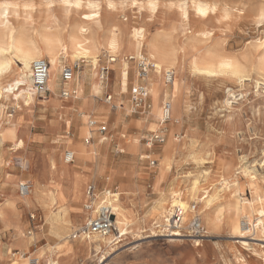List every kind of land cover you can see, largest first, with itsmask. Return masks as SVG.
I'll return each mask as SVG.
<instances>
[{"label":"rangeland","instance_id":"rangeland-1","mask_svg":"<svg viewBox=\"0 0 264 264\" xmlns=\"http://www.w3.org/2000/svg\"><path fill=\"white\" fill-rule=\"evenodd\" d=\"M48 1L50 0H0V5L12 2L20 6L32 4L39 8ZM113 1L123 7L117 20L123 21L125 15V18H129L130 26L146 27L147 40L143 52L144 60L127 61L125 82L121 81L122 58L110 62L109 54L104 49L100 53L98 72L101 77L102 69H105V81L100 92L93 95L92 99L105 106V110L101 114H91V117L105 122L108 127L104 134L107 139L102 144L103 137L96 138L90 145L84 144L83 137L97 136V132L90 126V119L86 124L83 121V115L89 111L84 110L81 107L82 101H79L70 113L62 112L51 105L45 109L40 106L33 107L30 110V119L22 117L19 136L23 140V146L17 149L14 140L7 136L6 130L10 127L8 116L14 114L16 117L19 111L11 98L4 97L0 102V212L4 211L0 218V264H13L17 260H24L18 258L19 253L24 254L25 258L40 256L41 264H49L50 248L57 249L67 236V240L74 244V253L61 252L59 255H72L68 264H101L100 256L107 249L104 248L96 255L81 251L76 244L82 235L79 230L89 221L90 215L77 214L75 211L83 209L85 205H74L71 210L65 211L69 204L60 207V203L52 204L49 201L47 189L52 181L49 177V159L52 152L65 154L78 144L87 147L97 145L96 149L101 151L107 164L102 175L96 174L93 172L95 166L90 167L88 162L75 154L74 160L68 166L72 171L75 168L83 177L89 178L85 188L93 184L98 192L106 187H120L117 190L119 191L133 183L138 185L139 189L134 196L137 207L133 210L140 219L162 192L169 193L177 179L185 186L189 180L199 178L209 193L218 190L221 195L216 203L208 207L191 202L192 206H196L197 212L187 223L182 224L179 231L184 236H167L171 233L170 229H173L164 224L158 226L162 223L140 222L131 228L132 234L122 237L109 254H106L107 259L103 264H264V228L258 226L256 213L252 214L249 226L242 228L239 233L227 224V213L235 207L238 200L255 198L251 193L252 181L245 174L238 173L242 167L247 166L256 176L254 189L256 194L264 197V66L260 67L258 64L264 55V21L257 16V11L264 7V0H136L144 5L141 10L133 7L132 1L135 0ZM149 1L157 3L154 13L146 7ZM198 1L214 5L216 9L201 19L190 8L186 25L180 14V6ZM10 19L16 29H24L34 35L38 24L43 22L37 15L35 20L39 23L30 22L28 14L23 10ZM49 23L52 25L51 21ZM73 23L71 21L68 25L72 26ZM203 29L211 31L212 34L205 39L200 34L196 39L188 37L190 30L201 32ZM156 35L172 38L183 55L176 69L184 74L183 101L186 111L181 123H175L176 127L169 120L166 123L160 122L164 125L159 130L150 131L144 120L152 109V100L148 95L144 113L140 109L134 111L132 93L135 87L147 88L144 83L136 84L135 79L138 76L144 78L148 74V70L144 72L140 65L144 62L147 64V42ZM188 43H195L198 48L188 49ZM208 48L217 54L239 58L250 80L241 81L230 73L214 76L194 73L191 68L193 59ZM257 48L261 52L245 61L244 56ZM86 64L82 60L76 61L75 76ZM65 65L73 66L69 62H65ZM13 67L12 72L2 80L3 85L11 82L22 67L21 61L16 57ZM147 69L151 71L152 66L147 65ZM61 81L65 82L62 77ZM258 82L261 84L258 85ZM165 85L169 89L171 84L166 82ZM121 91L126 93L120 94ZM84 94H90L88 86ZM108 94L112 95V100L106 102ZM58 96L62 105L68 107L69 100L61 92H58ZM37 98L44 99L39 96ZM166 101L171 100L167 98ZM227 101L231 103L228 104ZM64 115L73 118L70 133L66 132L63 124L60 125L58 133L50 132L51 122L61 120ZM83 126L92 133L81 135L80 128ZM172 129L177 148L172 151L171 170L160 178V157L157 155L162 156L161 148L166 144L168 132ZM160 131L164 132V142L147 145L150 138ZM63 136H70L74 144H69V139L66 140ZM133 138L138 140L139 148L129 147ZM151 160H156V165H152ZM107 177H110L111 182ZM21 180L30 184L34 191V203L31 207L22 203L23 195L19 184ZM226 180L230 184L239 180L240 190L233 192V197L229 196V191L222 189V182ZM233 190L234 187L231 186V191ZM9 202H14V206L10 207ZM208 212L220 216L222 226L219 229L209 230L205 225L204 218ZM195 217L200 219L204 228L203 236L193 229L192 222ZM52 218L60 219L69 229L64 234H57L52 227ZM111 234H115V238L119 236L116 227ZM22 239L27 248L21 247ZM196 240L200 241L199 244Z\"/></svg>","mask_w":264,"mask_h":264},{"label":"bare ground","instance_id":"bare-ground-1","mask_svg":"<svg viewBox=\"0 0 264 264\" xmlns=\"http://www.w3.org/2000/svg\"><path fill=\"white\" fill-rule=\"evenodd\" d=\"M68 3L71 7L65 5L63 0H50L43 3L39 8L32 4L20 6L12 2H6L0 5V102L4 97L11 98V101L19 111L16 117L14 114L8 116L10 127L6 130L7 136L14 140L17 149L23 146V140L19 136V125L22 123V117L26 116L27 119H30V110L33 107L40 106L41 109L42 107L45 109L48 105H51L58 110H62V112L70 113L74 111V107H77L79 101H82L81 107L89 111L85 114L83 113V121L85 124L88 123L91 114L103 113L105 106L94 102L92 99V96L98 94L103 86L98 72L102 49L109 54L110 62H115L118 58H122L121 81L123 82L127 80V61L130 59L144 60L143 52L147 40V28L144 26H130L128 23L129 18H125V15H123V21H118L117 18L123 10L122 6H119L113 0H68ZM77 3L80 7H76ZM49 4L53 6L50 8L48 7ZM109 4H112L114 7H108ZM153 4L156 6L155 10L151 7ZM132 5L133 7H138L140 10L144 7L142 3H138L136 0L132 1ZM146 7L149 11L154 13L157 10V3L149 1ZM190 8L193 9L195 15L203 19L211 12L215 11L216 6L201 1L192 3L191 5H181L180 14L186 25L190 14ZM20 10L28 14L30 22H37L35 20L36 15L43 20L42 23L37 22L39 26L35 35L30 34L29 31L24 29H16L12 24L10 19L11 16H14ZM202 11H207L208 14L201 15ZM257 16H259L260 19L264 16V7L257 11ZM87 17H91V19H87ZM50 21L52 25L49 23ZM71 21H74L72 26L68 25ZM199 34L205 39L210 36L212 32L207 29H203L201 32L190 30L188 37L196 39ZM188 44L189 45L186 47L188 49L198 48L195 43ZM178 48L179 46L167 35H156L147 42L146 63L152 66V70L150 71L147 69L148 74L144 78L138 76L135 79V83H144V85L147 86L149 98L152 100V109L148 113V118L146 117L147 119L144 120V123H146L150 131L159 130V128L164 125L160 122H163L164 104L167 98H170L172 104L170 112L171 124H179L184 118L186 111L183 101L184 74L178 72L176 69L183 55L179 52ZM260 52L261 49L257 48L247 53L244 56V60L249 61L252 55H257ZM14 57L21 61L22 67H20L11 82H7L3 85L2 80L5 79L14 68ZM40 57L45 58L50 65L48 88L51 94L44 97L43 100L37 98L34 91L31 71L32 61ZM77 60L86 62V67L80 69L77 75L71 80L62 83L61 71L64 67V63L69 62L74 66ZM258 64L260 67L264 66V55L258 61ZM191 68L194 73L199 75L214 76L220 73H230L241 81L250 80L244 69L243 62L239 58L217 54L209 48L199 57L193 59ZM169 71L173 72V78L171 79V85L168 89L165 84L166 73ZM257 84L259 85L261 83L258 82ZM62 85H64L66 91L70 94V96L66 98L70 102L68 107H64L62 101L58 98V90ZM87 86L90 92L88 96L84 94ZM124 93L126 92H120V94ZM227 103L230 104L231 101H227ZM60 123L63 124L67 130L66 132L70 133L73 118L66 117L65 115L61 120L51 122L49 126L50 132L53 131L58 133L60 130ZM173 131L174 129L168 132V140L166 144L162 146L160 152L162 156L157 155L160 157V178H163L164 174L171 170L172 151L177 148ZM90 133L92 132L88 131L84 126L80 128L81 135ZM64 138H66V140L69 139V144H74L70 136H65ZM1 139H3V136ZM106 139L107 137H103L100 144ZM129 144L130 148H139V143L136 138L131 139ZM96 146L97 145L94 144L92 147H87V145L78 144L75 145L69 153H74V157L76 154L79 158L88 162L90 167L95 166L93 172L102 175L107 169V164L101 151L96 149ZM53 148L56 147L53 146ZM69 153L57 154L56 151H53L49 159V177L52 179L47 189L50 198L49 201L52 204L54 202L60 203V207L69 204V207L64 209L65 211L71 210V207H74V205L80 206L84 204L86 206L88 203L85 185L89 178L83 177L75 168L74 171L69 168L68 164L74 160V158L71 160L68 157ZM198 155L199 153L197 156ZM44 172L45 171H43V173ZM238 173L245 174L252 181V185L250 186L251 193L255 195V198L246 199L244 201L238 200L235 207L230 209L227 213V224L235 232L239 233L242 228H247L249 226L253 216L252 214L256 213L258 226L264 228V197L256 194V190L254 189L253 182L256 180V176L250 172L247 166L242 167L241 172ZM9 180H11V178ZM107 180L111 182L110 177H107ZM21 183L25 182L21 180L19 184ZM175 184H177V186L172 187L169 193L165 194L162 192L159 199L148 209L146 215L141 219L133 210L136 206V198H134V196L139 189L138 185L133 183L124 188L122 187L112 199L116 211L115 227L119 231V236L115 238V234L113 235L111 232L107 236H101L96 233L82 234L80 236V241L76 242L78 248L83 252L89 251V253H95L96 255L101 253L104 248L107 249V251L103 252L100 256L101 264H103L107 259L106 254H109L114 245L122 240V237L132 234L133 231L131 228L135 227L140 222L151 221L153 224L162 223L158 226H163L164 224L166 227H170L168 219L173 215L175 208H180L183 212L182 224H185L197 212L196 207L194 209L191 202L208 207L216 203L221 197L218 190L209 193V190L203 186L199 178L189 180V183L185 186H183L182 181L178 179ZM222 184V189L229 191L230 197H233V195H231L233 192L240 190L239 180L232 181V184L226 180L223 181ZM231 186L234 187L233 191H231ZM11 188H13V185ZM34 196V191L30 188V191L22 196V203L24 206L31 207L34 203ZM101 198L102 193L98 192L97 199L94 201L91 210L85 209L84 207L78 211L74 210L75 213H88L90 215L89 219L95 217L99 205L101 204ZM14 202H9V206L13 207ZM11 213L13 214V212ZM3 215L4 211L2 210L0 212V218H2ZM51 223L57 234H64L69 229V226L58 218H52ZM204 223L209 230H217L222 226L220 216L211 212L206 214ZM170 231L171 233L167 236H184L179 230L170 229ZM207 232L209 233L208 230ZM67 239L68 236L64 238L57 249L55 247L50 248L49 264L70 263L72 255H59L61 252L74 253V244L70 243ZM114 240H117V242L114 243ZM199 242L200 241L196 240L197 244H199ZM25 243L26 242L22 239L20 244L21 247L27 248ZM18 258H24V260H17L13 264H41L40 256L36 258H25L24 254L19 253Z\"/></svg>","mask_w":264,"mask_h":264},{"label":"built area","instance_id":"built-area-1","mask_svg":"<svg viewBox=\"0 0 264 264\" xmlns=\"http://www.w3.org/2000/svg\"><path fill=\"white\" fill-rule=\"evenodd\" d=\"M144 72L147 71V64L142 63L140 65ZM75 68L76 65H65L61 71V77L64 81H69L75 76ZM31 71H32V84L34 87V91L37 96L45 97L49 92L50 89L48 88V79L50 75V65L48 61L43 58L34 59L31 63ZM166 82L171 83V79L173 78V72L169 71L166 73ZM105 76V69H102L101 77L104 78ZM62 96L67 98L70 96L68 91H62ZM148 98V91L147 88L144 86H138L133 89L132 99L135 105V110L140 109L142 113L145 112L146 108V100ZM112 95L107 96V101H111ZM172 109V104L170 101H166L164 104V117L163 122L166 123L170 120V112ZM90 126L98 127V131L101 135H104L107 131V126L105 124L99 125L95 120H90ZM89 141L91 138L88 139ZM165 140L164 132L160 131L157 134H154L150 138V144L153 145L154 142L163 143ZM69 153V151H68ZM68 157L72 160L74 158V153H69ZM152 165H156V160H151ZM30 184L28 183H21L20 184V192L22 195H26L30 191ZM97 190L96 185L89 184L86 187V195L88 198V203L85 206L86 209L91 210L94 201L97 199ZM102 198L101 204L99 205L98 211L96 216L90 218L89 221L82 227L79 231L82 234L86 233H96L101 236H107L110 232H112L115 228V221H116V211L114 208V202L112 199L114 195L117 193V188L106 187L104 190L101 191ZM195 209V205L192 206ZM182 217L183 212L180 208H175L173 215L168 219L170 222V227L174 230H180L182 228ZM193 229L195 232L201 236L204 235V228L201 225V221L198 217L193 219Z\"/></svg>","mask_w":264,"mask_h":264},{"label":"crops","instance_id":"crops-1","mask_svg":"<svg viewBox=\"0 0 264 264\" xmlns=\"http://www.w3.org/2000/svg\"><path fill=\"white\" fill-rule=\"evenodd\" d=\"M100 80L103 82V84H104V78H100ZM66 89H65V87H64V85H62L61 87H60V89H59V91L58 92H61L62 93V91H65ZM51 94V91L46 95V96H48V95H50ZM108 95H111V94H108ZM45 96V97H46ZM60 96V95H59ZM42 98H44V97H42ZM94 100V99H93ZM112 100V99H111ZM95 102V101H94ZM106 102H109V101H106ZM97 103V102H96ZM102 117H103V115H102ZM90 120H92L93 118L91 117V118H89ZM93 120H95L99 125H101V124H105L106 125V123L105 122H102V121H98V120H96V119H93ZM60 125H61V123H60ZM107 126V125H106ZM92 128H94V130L93 131H95V132H97V133H95V134H97V136H95V135H90L89 137H83V138H85V141H84V144H87V145H90L91 143H93L92 141H94L96 138H102V137H104V135H101L100 134V132L98 131V127L96 126V127H92ZM107 129H108V127H107ZM107 132V131H106ZM89 138H91V140L89 141L88 139ZM147 145H151L149 142H148V144ZM152 147V146H151ZM126 150H128V149H126ZM122 152V151H121ZM128 152L129 153H131L130 152V150H128ZM148 158H150V156L148 157ZM172 186L173 187H176L177 186V184H172ZM120 187H117V190L119 189ZM23 246H25V245H23Z\"/></svg>","mask_w":264,"mask_h":264},{"label":"snow or ice","instance_id":"snow-or-ice-1","mask_svg":"<svg viewBox=\"0 0 264 264\" xmlns=\"http://www.w3.org/2000/svg\"><path fill=\"white\" fill-rule=\"evenodd\" d=\"M63 3H64L65 5H67L68 7H71V5L68 3V0H63ZM52 6H53V5H51V4L48 5V7H50V8H51ZM76 7H80V5L77 3V4H76ZM108 7L111 8V7H114V6H113L112 4H109ZM151 7L153 8V10H155V7H156V6H155V4H153V5H151ZM207 14H208L207 11H202V12H201V15H207ZM225 18H227V17H225ZM87 19H91V17H87ZM261 20L264 21V16L261 17ZM262 47H264V45H262Z\"/></svg>","mask_w":264,"mask_h":264}]
</instances>
